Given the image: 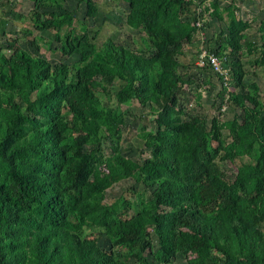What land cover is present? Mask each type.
I'll return each mask as SVG.
<instances>
[{
  "label": "trees",
  "instance_id": "16d2710c",
  "mask_svg": "<svg viewBox=\"0 0 264 264\" xmlns=\"http://www.w3.org/2000/svg\"><path fill=\"white\" fill-rule=\"evenodd\" d=\"M29 1L28 15L0 9V264H264V103L244 66H264V15L252 40L236 5L212 0L209 15L223 25L206 43L224 78L206 56L181 71L177 56L189 55L183 41L197 31L194 0H124L135 48L111 37L97 45L87 26L101 15L95 1L75 0L72 11L67 0ZM11 15L31 28L6 31ZM42 41L72 62L39 54ZM216 79L217 112L186 111L181 96L200 101L197 88L210 92ZM132 101L153 122L139 128L148 155L136 160L120 149V106ZM226 103L234 113L221 119ZM124 179L144 190L106 202Z\"/></svg>",
  "mask_w": 264,
  "mask_h": 264
},
{
  "label": "rangeland",
  "instance_id": "374dc122",
  "mask_svg": "<svg viewBox=\"0 0 264 264\" xmlns=\"http://www.w3.org/2000/svg\"><path fill=\"white\" fill-rule=\"evenodd\" d=\"M97 4V8L101 12V15H98L96 19H88L87 26L89 27V35L95 37V41L98 46L107 38L111 37L115 42L122 43L130 46L131 48H135L139 42L138 33L132 29H130L123 21L124 16L127 13V3L124 0H90ZM199 0H196V2ZM204 2H209L210 0H203ZM237 8V15L243 19H251L252 28L246 31L248 38L252 40H256V26L258 24L259 16H262L261 11L264 9V0H235ZM31 1L29 0H13V2L8 3L3 0L0 3V9L11 8L12 12L17 11L18 13L28 15L29 11L32 9ZM76 1L75 0H67L65 4H63V8L67 10H74ZM195 4L189 7V10L195 8ZM203 4L200 5V13L199 15L202 17L204 22H207L208 27L205 29V32L200 33V36H204L205 42L202 46L208 49V44L206 43V39L211 36L213 32L219 30L220 25L215 19L209 17L208 12L202 10ZM82 5H78L73 11L74 15L77 19H81L84 17V10ZM189 17L196 15L195 11L187 12ZM12 16V15H11ZM10 16L9 23L6 24V31L11 29V24L15 25V29L19 35V27H29L31 28V24L29 22H20L13 16ZM107 16L106 20L103 21L102 18ZM9 17V16H8ZM73 25L78 26L76 20ZM97 31V33H95ZM42 37L46 39L48 35L45 32H41ZM39 33V34H41ZM96 34V36L94 35ZM38 35V32L34 30L32 33L26 35V39H32ZM49 38V37H48ZM200 38V37H198ZM191 43H186L183 41V46L189 55H181L177 56V59L184 64L186 67H182L181 71L187 74H192L195 72L196 68L194 67V62L190 59V53L195 59L196 52L195 50L199 48L200 39ZM4 41V37L0 36V44ZM43 41L38 44L39 54L44 55L48 60L52 63L58 62H67L71 63L72 58L63 56L59 50H48L46 46L43 45ZM242 56L247 59H254L255 55H248L243 50ZM246 70H252L251 73L247 75L248 78L256 81L260 87L261 91V100L264 103V66H250L247 62L244 63ZM214 88L207 92V88L204 89L203 86L197 88L198 92L201 93L202 98L200 101H197L195 96L190 94H185L181 96L182 105L185 107L186 111L189 112H201L206 113L207 118H211L213 114L217 112L216 106H212V102L216 100V93L220 89V82L216 79L214 80ZM116 84V83H115ZM117 86L114 87V90ZM227 109L221 114V119H230L234 113L233 107L226 103ZM122 110L127 111V116L125 117L126 126L123 128V137L120 142V149L122 153L132 158L133 160L142 159L148 155V152L143 150V142L141 138L138 136L140 126H143L146 130L153 128V122L148 113V108L141 109L136 101H132V103L127 106L121 105ZM224 132V131H223ZM220 166L225 171V176L227 178H233V174L235 173L234 166L229 162H220ZM133 191H142L144 187L140 183H134L131 179H124L115 183L113 186L107 189L106 191V202H112L116 198H118L121 194L126 193L129 194ZM148 195V191L145 192ZM103 244L107 242L105 240L101 241ZM153 244L156 245L155 241ZM135 264V262H134ZM173 264H184L183 259L177 258L174 260Z\"/></svg>",
  "mask_w": 264,
  "mask_h": 264
},
{
  "label": "clouds",
  "instance_id": "9594fccd",
  "mask_svg": "<svg viewBox=\"0 0 264 264\" xmlns=\"http://www.w3.org/2000/svg\"><path fill=\"white\" fill-rule=\"evenodd\" d=\"M211 2H212V0H210L209 2H204L203 0H199V1L196 2V0H194L193 4H195L196 7L193 8V11H195L197 13V15H199V13H200V8L199 7H200L201 4H203L202 10L208 12V15H209L210 14V11H211V8H210L211 7ZM228 3H233L234 6L236 5L235 0H223V1H221L220 6L223 7V6L227 5ZM237 8H236V11H237ZM261 13H262V18H263L264 9H263V11H261ZM236 14H237V12H236ZM209 17H210V15H209ZM224 19H226V16L224 17ZM244 20H247V21H250L251 22V19H244ZM203 22H204V20L202 19V17L200 15L197 17V19L195 21L192 22L193 25L196 27V30H197L193 41L196 40V37L197 38L200 37V33L205 32V29L201 28ZM219 23H222V22H219ZM222 25H223V23H222ZM251 27H252V25H251ZM220 29H221V25H220L219 30L216 31L215 33L219 32ZM199 39L200 38H198V40ZM200 41H201V39H200ZM199 48H200V51L197 54V57L199 59L196 58V60L194 61V66L196 67V69H197V67L202 66V65H200L199 61L206 56L208 65L213 70H215L218 74H220L221 77H224L225 78L228 72H227L226 69L223 68V64L220 62L219 57L216 54H214L213 52H209L208 49L203 48L201 44L199 45ZM211 58H215L216 65H214V64L211 63Z\"/></svg>",
  "mask_w": 264,
  "mask_h": 264
},
{
  "label": "built area",
  "instance_id": "2783aa9c",
  "mask_svg": "<svg viewBox=\"0 0 264 264\" xmlns=\"http://www.w3.org/2000/svg\"><path fill=\"white\" fill-rule=\"evenodd\" d=\"M199 63H200V65H203V64H204V62H203L202 59L199 61ZM211 63L214 64V65H216V60H215V58H211Z\"/></svg>",
  "mask_w": 264,
  "mask_h": 264
}]
</instances>
